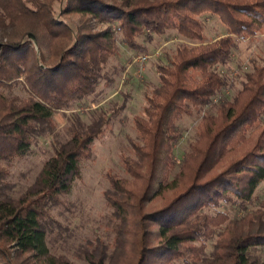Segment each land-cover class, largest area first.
Segmentation results:
<instances>
[{"label": "trees", "instance_id": "obj_1", "mask_svg": "<svg viewBox=\"0 0 264 264\" xmlns=\"http://www.w3.org/2000/svg\"><path fill=\"white\" fill-rule=\"evenodd\" d=\"M206 19L221 31L212 41ZM94 22L110 27L95 31ZM263 34L264 0H0V264H74L50 251L52 211L111 118L102 110L86 124L71 113L69 139L18 196L8 167L54 130L56 113L98 101L122 45L143 54L171 35L181 41L157 65L159 85L134 119L127 176L109 177L112 240L98 237L77 256L85 264H264V54L230 93L238 43ZM194 116L195 139L178 162L182 123Z\"/></svg>", "mask_w": 264, "mask_h": 264}, {"label": "rangeland", "instance_id": "obj_2", "mask_svg": "<svg viewBox=\"0 0 264 264\" xmlns=\"http://www.w3.org/2000/svg\"><path fill=\"white\" fill-rule=\"evenodd\" d=\"M94 24L95 31L110 27L108 24ZM206 27V35L210 41L221 35L214 21L206 19ZM180 41V38L171 35L146 43L148 53L154 57L144 66L142 74L138 72V68L131 66V59L136 54L122 45L120 57L112 59L105 71L112 77V81L110 84L103 82L98 90V101L91 102V105L82 104L69 112L56 113L52 119L54 130H49L41 137L27 156L10 163L8 180L13 188V195L18 196L34 183L45 161L53 155L55 149L69 139L68 117L71 113H80L86 124L93 121L94 113L98 114L102 110L111 118L104 135L92 145L91 157L82 161L80 176L71 190L61 197L59 206L52 211L56 222L50 240L51 253L67 255L74 264H85L77 256L80 248L98 237L106 241L112 240L111 209L105 198L110 187L109 177L127 176L123 159L132 155L130 139L135 140L138 136L134 119L143 114L146 95L159 85L157 65L166 62V53L174 51ZM263 54L264 35L258 42L238 43L232 64L235 89L230 91L231 95L242 88L244 71L252 68L253 58ZM122 66H126L125 71L121 69ZM14 92L20 97L27 96L21 89ZM198 121L194 116L186 118L182 123L184 135L175 152L178 162L183 159L189 143L195 139ZM260 193L264 194V188H261Z\"/></svg>", "mask_w": 264, "mask_h": 264}, {"label": "built area", "instance_id": "obj_3", "mask_svg": "<svg viewBox=\"0 0 264 264\" xmlns=\"http://www.w3.org/2000/svg\"><path fill=\"white\" fill-rule=\"evenodd\" d=\"M158 55V54H157ZM154 57V55L150 54V53H143V54H138L136 56H133L131 59V66L138 68V72L140 74L143 73L144 69H145V65H147V63ZM130 66V67H131Z\"/></svg>", "mask_w": 264, "mask_h": 264}, {"label": "crops", "instance_id": "obj_4", "mask_svg": "<svg viewBox=\"0 0 264 264\" xmlns=\"http://www.w3.org/2000/svg\"><path fill=\"white\" fill-rule=\"evenodd\" d=\"M263 35H264V34H263ZM263 35H262V36H263Z\"/></svg>", "mask_w": 264, "mask_h": 264}]
</instances>
